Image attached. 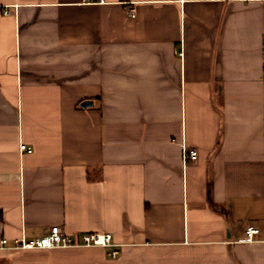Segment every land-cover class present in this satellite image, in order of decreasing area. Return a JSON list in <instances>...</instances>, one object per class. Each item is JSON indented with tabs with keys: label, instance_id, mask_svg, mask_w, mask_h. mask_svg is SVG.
<instances>
[{
	"label": "crops",
	"instance_id": "0c3cea01",
	"mask_svg": "<svg viewBox=\"0 0 264 264\" xmlns=\"http://www.w3.org/2000/svg\"><path fill=\"white\" fill-rule=\"evenodd\" d=\"M54 225L0 264H264V0H0V235Z\"/></svg>",
	"mask_w": 264,
	"mask_h": 264
},
{
	"label": "built area",
	"instance_id": "2783aa9c",
	"mask_svg": "<svg viewBox=\"0 0 264 264\" xmlns=\"http://www.w3.org/2000/svg\"><path fill=\"white\" fill-rule=\"evenodd\" d=\"M102 1V0H101ZM214 1V0H210ZM21 149L27 152H32L33 148L25 143L21 144ZM185 156L191 160H196L198 157V151L196 148H190L185 150ZM260 232V229L255 226H249L245 230V241H253L255 235ZM83 244L86 245H102V246H112L114 245L112 241V236L109 233H99L95 232L92 234H87L83 237ZM77 242L72 235L63 231L59 225H54L50 228L49 232L36 238H15L8 239L5 236L0 235V249L5 248H52L61 246L76 245ZM117 250H112L111 255H116Z\"/></svg>",
	"mask_w": 264,
	"mask_h": 264
},
{
	"label": "water",
	"instance_id": "95a60500",
	"mask_svg": "<svg viewBox=\"0 0 264 264\" xmlns=\"http://www.w3.org/2000/svg\"><path fill=\"white\" fill-rule=\"evenodd\" d=\"M92 104H93V101H91V100H84L81 102V106H83V107H87V106L92 105Z\"/></svg>",
	"mask_w": 264,
	"mask_h": 264
}]
</instances>
